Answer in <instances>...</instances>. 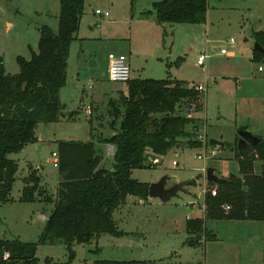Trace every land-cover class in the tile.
Here are the masks:
<instances>
[{
  "label": "rangeland",
  "instance_id": "obj_1",
  "mask_svg": "<svg viewBox=\"0 0 264 264\" xmlns=\"http://www.w3.org/2000/svg\"><path fill=\"white\" fill-rule=\"evenodd\" d=\"M156 1L160 0H85L80 40L73 42L71 47L68 83L61 91L62 100L66 102L61 118L57 122L38 124L36 135L39 139L40 135L44 137L43 141H38V149L30 145V153L10 155L33 156L34 164L41 165L44 182H49V188L57 186L58 168L52 152L58 150V141L92 138L91 120L95 141L99 137L110 138L114 129L119 130L121 118L115 128L111 125L114 120L111 102L123 110L118 89L124 88L127 92L128 85L109 80V60L121 53H130L131 40L127 37L132 29L131 15L153 9ZM98 9L111 16L104 18L96 13ZM59 13L60 0H0V56L7 73H19L17 56L30 59L32 51H38L43 25L58 29ZM165 28L164 41V34L155 32L156 29L149 33L145 28H136L132 44L154 56L148 54L147 59H137L135 64L139 69L133 76L167 78L170 64L175 79L184 80L190 86L203 85L202 104L183 102L179 112L195 119L188 126L194 133L191 139L199 141L200 136H205L207 145L191 146L185 139L167 155L158 156L159 163L150 158L147 166L134 169L132 176L149 184L167 176V187L182 181H189V184L168 202L148 196L144 203H139L137 195H129L115 211V220L119 221L117 227L123 235L104 233L90 242L74 243V256L66 243L39 244L40 264H94L96 260H141L148 264H264V227L260 222L249 225L233 219H207L206 229L210 232L203 234L198 244L187 242L190 237L188 218H203L204 190L215 189L207 179V169L215 168L220 177L237 171L235 152L243 129L264 139V71L259 70L264 62L253 59L256 33L264 31V0H209L206 23H168ZM249 30H252L250 34ZM92 36L96 38H90ZM231 38L235 39L233 44ZM159 43L161 46L156 51ZM223 48H227L229 54H223ZM80 50L88 53L82 69L75 59ZM203 53L209 56L201 66L198 59ZM89 58L97 59L98 66L91 68ZM74 75H78V79L73 80ZM103 97L105 100L101 101ZM111 97L117 99L110 100ZM96 102L99 104L97 112L92 108L93 105L97 107ZM88 108H92V114L87 112ZM74 111L77 112L75 119H68ZM212 139L219 143L211 145ZM111 146L110 143L99 145L98 152L103 156L99 167L112 168L115 148ZM202 154L206 157L199 158ZM262 165V161L257 163L259 171ZM27 170V164L20 162L12 199L0 204L1 239L37 242L46 224L40 215L47 212H42L39 204L20 200L24 186L22 175ZM51 205L48 203V208L51 209ZM211 232L217 234V239L209 235ZM227 255L232 256L229 263Z\"/></svg>",
  "mask_w": 264,
  "mask_h": 264
},
{
  "label": "trees",
  "instance_id": "obj_2",
  "mask_svg": "<svg viewBox=\"0 0 264 264\" xmlns=\"http://www.w3.org/2000/svg\"><path fill=\"white\" fill-rule=\"evenodd\" d=\"M84 10L85 0H60L58 29L48 24L40 28L38 51L33 50L30 59L17 56L19 73H7L0 56V204L12 199L17 180L18 163L9 155L37 140L39 123L57 122L61 118L65 108L61 90L67 83L71 46L78 38ZM208 13L209 0H160L154 2L153 9L141 14L153 16L159 24H176L206 23ZM256 41L262 49L254 48L253 59L264 62V31L256 33ZM127 84L128 95L121 99L124 109L111 102L114 115L111 125L115 128L121 118L119 130L110 138H99L115 148L112 168L99 167L103 156L95 142L58 141L56 199L41 191L36 170L24 178L20 198L32 203L42 196L46 204H54L46 213L39 240L0 238V264H40L39 244L66 243L74 256V243L90 242L104 233L123 235L115 224V210L129 195L142 199L149 196L150 184L134 178L133 169L147 166L150 158L167 155L185 139L191 146L201 145L191 139L193 132L188 130L195 119L179 112L183 102L202 104V92L195 85L170 78H136ZM235 157L237 171L223 177L221 184L210 181L216 189L205 193L206 217L249 219L264 224V139L254 147L237 145ZM259 161L263 164L261 171L257 168ZM225 205L230 209L226 210ZM187 231L189 244L200 243L201 236L208 232L205 219H188ZM6 250L11 252L8 260L3 259ZM94 264L148 263L96 260Z\"/></svg>",
  "mask_w": 264,
  "mask_h": 264
},
{
  "label": "crops",
  "instance_id": "obj_3",
  "mask_svg": "<svg viewBox=\"0 0 264 264\" xmlns=\"http://www.w3.org/2000/svg\"><path fill=\"white\" fill-rule=\"evenodd\" d=\"M154 4V3H153ZM151 10V9H150ZM145 10H143V11H141L138 15H136V14H134V13H132V15H131V22H132V29L130 30V36L129 37H127V38H129V40H131V45H130V47H129V54L128 55H123V53H121L119 56H114V57H112L110 60H109V66H110V61L113 59V58H115V57H123V58H125L128 62H129V64H130V66H131V70H132V79H136V78H141V77H134L133 76V74L139 69V68H136V64L135 63H137V59H140V58H145V59H147V57L150 55V56H154V54L153 53H148V51L146 50V49H144V48H136V44L134 45V44H132V39H135L134 38V34H135V31H136V28L137 27H139V29H141V28H145V29H147V31L149 32H151V30H155V32H157V33H159V31H160V34L161 33H163L164 34V38H163V41L165 40V36H166V33H167V31H166V25L167 24H159V23H157L156 22V20L154 19V17L153 16H151V17H146V16H144L143 14H141V13H143ZM148 11V10H147ZM96 13H97V10H96ZM97 14H99V13H97ZM100 15H102L104 18H109L110 16H111V14L109 15V16H105L104 14H100ZM110 21H112V20H110ZM114 21V20H113ZM82 22V21H81ZM81 27V26H80ZM79 32H80V30H79ZM149 32V33H150ZM90 38H96L95 36H92V37H90ZM77 40H80V33H78V38L77 39H75L73 42H75V41H77ZM82 44H81V48H83V42H81ZM72 45H73V43H72ZM161 46V44L159 43L158 45H157V47H156V51L159 49V47ZM72 47V46H71ZM144 52V53H143ZM70 54H71V52H70ZM88 53H86V51H82V50H80L79 52H78V54H76L77 56H75V59H76V63H77V66H78V68L79 69H82L83 68V66L85 65L84 64V62H85V60H86V55H87ZM149 54V55H148ZM161 56V55H160ZM69 58H70V56H69ZM89 59H91V58H89ZM89 59L87 60V61H89ZM96 63L94 64V66L93 67H91V68H94V67H96V66H98V64H99V61L96 59V61H95ZM168 65H170V64H168ZM69 62H68V68H67V83H68V76H69V72H68V69H69ZM171 67H172V65H170V68L167 70V72H168V77L167 78H170V79H173V80H175V78L173 77V75H172V73H171ZM79 69H77V70H79ZM78 75H79V73H78ZM78 75H74L73 76V80H76V79H78ZM163 79H166V78H163ZM177 79V78H176ZM178 80H180V79H178ZM67 83H66V85H67ZM125 83V82H124ZM127 83V82H126ZM66 85L64 86V88L61 90V91H63L64 89H66ZM128 85V84H127ZM91 86L93 87V82H91ZM76 88H78V86L76 85ZM128 90H127V92H125V90H124V88H119L118 89V92H119V95H120V97L121 98H124V97H126L127 95H128V92H129V88H127ZM68 91V90H67ZM66 91V92H67ZM65 92V93H66ZM63 98H62V92H61V100H62ZM115 99H117L116 97H111V99L110 100H115ZM103 100H105L104 99V97H103V99L101 100V101H103ZM94 101V100H93ZM62 102H63V104H64V106L66 107V102H64L63 100H62ZM97 103V102H96ZM108 103V105H110L109 103H110V101L109 102H107ZM93 111H95V112H97V111H99V104L97 103V107L96 106H94L93 105ZM93 111L91 112V114L93 113ZM63 113V112H62ZM76 111H74V112H71V114L68 116V119H75V115H76ZM91 124H92V133H91V136H92V138H88V139H86V140H81V139H77V138H75V137H73V138H69V139H62V140H64V141H82V142H87V141H93V142H95L96 143V148H97V150H98V147H99V145L100 144H103L102 142H100L99 141V139H98V141H95V134H94V125H93V120H91ZM102 125V124H101ZM114 132L116 133L117 132V130L116 129H114ZM115 133H113L111 136H113ZM37 136V135H36ZM41 136V138L39 139L38 138V136H37V140L35 141V142H33V143H28L27 145H25V147L20 151V152H18V153H20V154H23V155H25L26 153H30L31 151H32V146H30V145H36V149H38L39 148V144H38V141H43L44 140V137H43V135H40ZM110 136V137H111ZM103 137V136H102ZM100 138V137H99ZM103 138H107V137H103ZM114 147V146H113ZM58 149V148H57ZM54 151H58V150H54ZM53 151V152H54ZM53 152H52V154H53ZM12 154V153H11ZM10 154V155H11ZM9 155V157L11 158V159H13V160H15L17 163H18V171H17V178L19 177L18 176V172H19V169H20V162H24L25 164H27V166H28V170L27 171H25V174L24 175H22V181H23V183H24V185H25V182H24V178L25 177H27L28 175H30V173L33 171V170H36L37 171V175L38 176H40V187L44 190L43 192H45L46 194L48 193L50 196H52V193H54L55 195H53V199H56V197H57V195H58V190H59V173L57 174L58 176H57V186L55 187V188H53L52 189V187H50L49 188V182H44V178H43V173H42V167H41V165L40 164H38V163H36V164H34L36 161L34 160V159H32L33 158V156H27L26 158H24L25 156H17V157H15V156H10ZM23 158H24V160H23ZM58 168V167H57ZM134 170V169H133ZM132 175H133V172H132ZM138 180V179H137ZM16 183V182H15ZM24 187V186H23ZM50 191V192H49ZM22 196V195H21ZM21 196H20V198H21ZM129 197V196H128ZM138 198H139V203H144V201L146 200V199H142V198H140L139 196H138ZM142 200H143V202H142ZM127 201V200H126ZM33 203H36V204H39L40 205V207H41V210H42V212H49L50 210H52L53 209V207H54V204L52 203V205H51V209L50 208H48V206H47V204H46V202L44 201V199H43V197L41 196V197H39V199L38 200H36V201H34V202H32V204ZM123 205V204H122ZM121 205V206H122ZM120 206V207H121ZM120 207H118L117 209H119ZM116 209V210H117ZM115 210V211H116ZM114 216H115V213H114ZM40 218H41V215H40ZM42 219V218H41ZM189 219V218H188ZM203 219H205V226H206V223H207V219H209V218H207L206 217V205H204V215H203ZM43 220V219H42ZM233 220H237V219H233ZM238 221H241V222H248V223H250L249 225H253V223H257V222H260V223H262L263 224V222H261V221H255V220H249V219H241V220H238ZM45 227V226H44ZM263 227H264V224H263ZM210 232V231H209ZM208 232V233H209ZM263 233H264V228H263ZM41 235V234H40ZM209 235H211V237L213 236V237H215L216 239H217V234H214L213 232H211V234H209ZM228 256V255H227ZM227 261H228V263L229 262H231L232 261V256H228V258H227Z\"/></svg>",
  "mask_w": 264,
  "mask_h": 264
},
{
  "label": "water",
  "instance_id": "obj_4",
  "mask_svg": "<svg viewBox=\"0 0 264 264\" xmlns=\"http://www.w3.org/2000/svg\"><path fill=\"white\" fill-rule=\"evenodd\" d=\"M252 32V30H249V34ZM255 48L257 49H262L260 44L256 42ZM95 59H91L89 66L93 67L95 62ZM262 139L259 136H256L249 132L248 130L243 129L240 132V139H239V147H243L245 145H250L252 147L258 145ZM219 142L217 140L212 139L210 141L211 145H216ZM215 168L211 167L208 168L206 171V176L209 181L216 182L218 184H221L224 181L223 177H220L219 175L216 174ZM167 176H164L160 181L154 182L150 184L149 187V196L150 197H157L160 198L163 202H168L170 201L174 196H176L180 191L184 189L186 185L189 184V181H182V182H177L171 187H167ZM115 224H119L118 220H115Z\"/></svg>",
  "mask_w": 264,
  "mask_h": 264
},
{
  "label": "built area",
  "instance_id": "obj_5",
  "mask_svg": "<svg viewBox=\"0 0 264 264\" xmlns=\"http://www.w3.org/2000/svg\"><path fill=\"white\" fill-rule=\"evenodd\" d=\"M97 13L99 14H104L105 16H109L110 13L109 12H104L102 10H97ZM235 42L234 38L230 39V43L233 44ZM221 52L223 54H229V50L227 48H223L221 50ZM209 54H202L199 59H198V64L201 66H204L206 63V60L208 58ZM259 70L260 71H264V65L261 64L259 66ZM132 79V70H131V66L129 64V62L123 58V57H115L110 61V66H109V80L113 81V82H128L129 80ZM196 88L200 91V92H204L205 87L203 85H197ZM91 109L92 108H88L87 112L89 114H91ZM203 145L202 146H206L207 145V138L205 136H200V140H199ZM111 148H113V146H111ZM205 152V151H204ZM206 157L205 154L199 155V158H204ZM53 162L55 167L59 166L60 160H59V153L58 151H54L53 152ZM160 160L159 158H154V163H159ZM216 189V188H215ZM204 192L206 193V190H204ZM226 210L230 209L229 205H225L224 206ZM41 218L43 220H46V215L45 214H41ZM11 257V252L9 250L4 251L3 254V259L4 260H8Z\"/></svg>",
  "mask_w": 264,
  "mask_h": 264
}]
</instances>
